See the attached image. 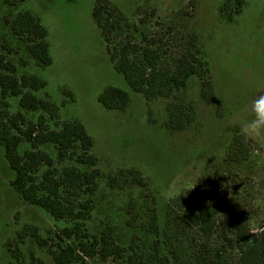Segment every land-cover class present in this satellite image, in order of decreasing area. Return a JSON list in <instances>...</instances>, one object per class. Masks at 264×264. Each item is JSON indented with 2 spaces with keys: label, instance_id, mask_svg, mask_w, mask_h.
<instances>
[{
  "label": "rangeland",
  "instance_id": "1",
  "mask_svg": "<svg viewBox=\"0 0 264 264\" xmlns=\"http://www.w3.org/2000/svg\"><path fill=\"white\" fill-rule=\"evenodd\" d=\"M95 2L0 0V51L18 64V77L36 75L46 82L34 93L59 106L49 127L59 129L78 120L93 138L90 152L98 157L100 177L83 229L100 235L111 228L114 241L127 249L121 257H79L75 264H166L161 257L168 252L164 240H172L187 260H193L189 257L203 244L212 255L219 253L237 264L240 234L249 230L252 242L264 227V0H244L240 12L235 11L236 0H109L115 15L110 23L117 26L110 36L112 45L139 43L146 33L161 40V50H169L161 63L171 65L193 41L191 51L200 48V57L209 64V73L192 76L171 97L151 99L114 68L94 21ZM24 10L36 13L49 27L53 51L59 53L54 65L41 66L29 58L27 37L13 33L10 22ZM27 58V64H21ZM208 80L211 90L203 85ZM107 85L129 93L124 109H107L98 100ZM7 101L9 111L24 112L27 123L46 117L41 109L24 111L20 96L10 95ZM169 102L181 104L190 116L187 121L184 116L181 129L171 128ZM30 148L23 140L18 152ZM41 149L55 160L59 174L66 166L86 168L74 159H58L52 143ZM131 168L141 171L146 185L133 179ZM46 169L40 167L38 178ZM14 178L0 144V264H57L50 253L61 243L56 234L74 221L55 220L43 207L25 202L11 185ZM195 184L221 209L215 232L205 238L189 222L197 211L191 197ZM70 198L80 203L84 196ZM154 215L160 236L152 232ZM37 237L47 244L41 245Z\"/></svg>",
  "mask_w": 264,
  "mask_h": 264
},
{
  "label": "trees",
  "instance_id": "2",
  "mask_svg": "<svg viewBox=\"0 0 264 264\" xmlns=\"http://www.w3.org/2000/svg\"><path fill=\"white\" fill-rule=\"evenodd\" d=\"M108 1L96 0L93 17L105 39L114 68L124 75L134 90L143 93L148 99L169 98L178 89L186 87L192 76L202 77L209 73V64L200 57V48L191 51L193 41L187 43V50H183L171 65L161 63L163 55L169 50H161L158 46L161 40L146 33H142L139 43L128 40L117 46L112 45L110 36L117 26L115 23H110L115 15L114 10L110 8L111 2ZM236 1L235 11L240 12L244 0ZM10 24L15 35L27 37L26 47L29 58H33L41 66L52 63L47 42L48 32L37 16L29 10H24L19 12ZM1 47L4 50L8 49L6 44H2ZM28 60L27 58L26 62L24 60L21 64H27ZM17 69L18 64L7 59L0 51V87L2 89L0 144L4 145L6 157L15 170V178L11 181L12 187L25 202L43 207L55 220L73 219L72 226H66L59 234H56L61 243L50 253L57 264H75L79 257L94 255L100 256L103 260H107L112 255L121 257L127 249L114 241L111 228L105 229L100 235L91 234L83 229L82 220L88 218L94 206L91 196L97 190L100 177V169L97 167L98 157L90 152L94 144L93 138L78 120L65 122L59 129L50 128L49 120L58 117L59 106L49 97L40 99L34 93L44 88L46 82L36 75L23 74L18 77ZM203 85L208 86L210 90L212 88L210 80L203 81ZM65 91L73 96L72 92ZM203 94L207 96L206 92ZM10 95L20 96V105L24 111L41 109L46 117L42 115L37 121L27 123L24 112L9 111L7 98ZM129 99L128 92L113 85H107L98 96L102 105L111 110L124 109ZM167 109L173 126L171 128L181 129L186 115L184 107L177 102H169ZM186 117V121L190 120L189 115ZM23 140L30 142L31 148L20 154L18 147ZM46 143L54 144L58 159H74L86 168H80L77 165L66 166L59 174L55 167V160L41 149V146ZM77 147L80 148L79 152L76 151ZM86 164L90 167L89 169ZM42 165H45L47 169L38 178L37 173ZM129 172L139 185H146L140 170L131 168ZM203 183L206 185L207 180ZM72 195H82L84 198L80 203H74L70 198ZM191 197L197 211L189 217V222L197 228L198 235L203 238L211 236L217 227L216 214L221 211L220 207H214L211 204L209 193L203 190L201 184L193 186ZM179 199H183V195L174 200ZM166 208L168 217L171 210L170 204H167ZM157 219V216H152L151 227L152 232L160 236ZM228 223L229 217L225 216L224 226L228 227ZM249 235V230H243L240 234V257L237 264H264V227L252 242H249ZM36 239L41 245L47 244L44 239L39 237ZM69 239L73 240L69 241ZM196 239V236L191 238L192 241ZM199 245L202 248L198 249L193 257H189L193 260H187L183 258L172 240L166 243L164 240L162 246H166L168 252L161 257L166 264H235L226 261L219 253L212 255L208 247ZM130 260L134 262V258L130 257ZM119 264L123 263L119 262Z\"/></svg>",
  "mask_w": 264,
  "mask_h": 264
},
{
  "label": "crops",
  "instance_id": "3",
  "mask_svg": "<svg viewBox=\"0 0 264 264\" xmlns=\"http://www.w3.org/2000/svg\"><path fill=\"white\" fill-rule=\"evenodd\" d=\"M29 11H31V10H29ZM35 16H37L39 19H40V21H41V23L46 27V29H47V32H48V35H47V42H48V44H49V51H50V54H51V56H52V64L51 65H54L55 63H56V61L58 60V55L57 54H59L58 52H57V50H56V53H55V51H53V47H52V41L50 40V31H49V27H47V25H45L42 21H43V19L41 18V17H39L36 13H34L33 11H31ZM95 21V20H94ZM96 23V22H95ZM97 25V24H96ZM99 28V27H98ZM100 29V28H99ZM85 34L84 33H80V37H82V36H84ZM76 36H78V34L76 35ZM103 36V35H102ZM104 38V37H103ZM56 49V47L54 48V50Z\"/></svg>",
  "mask_w": 264,
  "mask_h": 264
}]
</instances>
